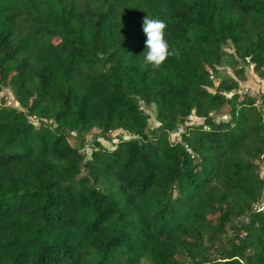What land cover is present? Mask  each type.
<instances>
[{
  "label": "trees",
  "instance_id": "trees-1",
  "mask_svg": "<svg viewBox=\"0 0 264 264\" xmlns=\"http://www.w3.org/2000/svg\"><path fill=\"white\" fill-rule=\"evenodd\" d=\"M249 65L264 0H0V264H264Z\"/></svg>",
  "mask_w": 264,
  "mask_h": 264
},
{
  "label": "clouds",
  "instance_id": "clouds-1",
  "mask_svg": "<svg viewBox=\"0 0 264 264\" xmlns=\"http://www.w3.org/2000/svg\"><path fill=\"white\" fill-rule=\"evenodd\" d=\"M167 25L163 19L146 17L143 20V32L146 35L145 61L154 68H159L170 56L177 55L174 48H170L165 39Z\"/></svg>",
  "mask_w": 264,
  "mask_h": 264
},
{
  "label": "rangeland",
  "instance_id": "rangeland-1",
  "mask_svg": "<svg viewBox=\"0 0 264 264\" xmlns=\"http://www.w3.org/2000/svg\"><path fill=\"white\" fill-rule=\"evenodd\" d=\"M226 71L229 73L230 76L233 77V74L231 72V70L229 68H225ZM245 74H246V79L245 81H243L242 83H240V85H243L244 87L246 86H249L252 90L254 91H260V90H264V78L263 79H259L258 77H256L252 71H251V66H246L245 67V70H244ZM234 78V77H233ZM3 92H6V95H7V98L10 100V102L12 103V99H11V94L8 92V91H3ZM227 95L226 96H229L230 93H226ZM14 103V102H13ZM227 109H228V106H224L222 109H221V113H222V117H227ZM149 113H150V117L148 119L149 123L153 126V125H156L157 122L154 120L152 114H153V111L152 110H148ZM189 122L190 121H193V122H198V123H201L202 119L201 118H197L195 116H192L190 115L189 116ZM178 131H180V128L178 129ZM116 133V131L110 133V136H113L114 134ZM170 139H179V136L177 133H171L170 134ZM102 143L107 146V147H111L110 143L109 142H106V141H103L101 140ZM113 141H115V139H113ZM262 170H264V165L262 166Z\"/></svg>",
  "mask_w": 264,
  "mask_h": 264
}]
</instances>
